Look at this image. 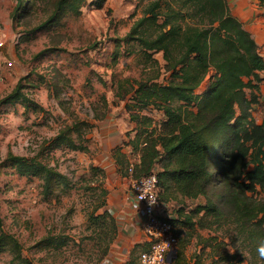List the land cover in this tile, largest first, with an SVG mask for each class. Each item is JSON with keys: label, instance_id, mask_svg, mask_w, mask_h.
I'll return each mask as SVG.
<instances>
[{"label": "trees", "instance_id": "trees-1", "mask_svg": "<svg viewBox=\"0 0 264 264\" xmlns=\"http://www.w3.org/2000/svg\"><path fill=\"white\" fill-rule=\"evenodd\" d=\"M107 1L96 0L93 4L101 9ZM88 2L18 0L12 14L14 30H23L26 34L41 31L67 16H80ZM41 4H48L49 9L44 12ZM42 13L45 19H40ZM114 42V64L118 56L139 54L146 67L155 73L147 81L120 80L115 97L124 101L130 96L125 109L136 128L134 138L129 137L125 146L132 150L130 157L138 160L133 177L140 179L156 173L160 202L181 206L178 218L170 221L178 238V248L181 250L187 242L181 238L183 229L216 232L223 226H232L235 232L231 236L232 246L239 240L250 256V264H264L261 254L264 197L258 196L264 192V124L248 121L246 114L252 100L248 101L245 93L246 88H255L250 80L258 79V72L264 71V59L252 35L232 15L226 0H151L128 34ZM157 54L162 55L164 65L154 58ZM162 70L169 74L167 83L154 82L160 79ZM208 80V88L198 93ZM25 86L20 80L14 93L0 104L16 101ZM103 102L107 108L108 102ZM151 113L160 115L161 120H156ZM105 116L95 115V118L101 120ZM93 127L76 118L60 130L49 147H42L33 157L9 154L5 162L17 175L38 179L43 196L49 198L57 190L70 189L72 182L51 165L45 152L65 147L72 152L88 153L86 136ZM212 157L218 166L216 176ZM113 158L119 173L130 176L132 158L128 159L123 147L113 151ZM91 169L104 178L107 176L102 168ZM102 195L105 198L95 211L107 207L108 191L104 189ZM203 197L204 205L185 211L187 201ZM93 221L96 231L89 239L100 242L98 261L101 263L109 254L118 228L108 211ZM216 240L217 237H209L201 242L207 248ZM65 245L63 239L49 235L34 248L59 252ZM6 251L13 256L11 264H34L24 256L22 245L2 232L0 254ZM139 255L140 250H134L126 264H138ZM217 255L218 264L244 262L239 253Z\"/></svg>", "mask_w": 264, "mask_h": 264}, {"label": "rangeland", "instance_id": "rangeland-1", "mask_svg": "<svg viewBox=\"0 0 264 264\" xmlns=\"http://www.w3.org/2000/svg\"><path fill=\"white\" fill-rule=\"evenodd\" d=\"M95 1L89 0L80 16L70 15L58 24L26 34L23 30H14L12 23L18 0H0V43L3 44L0 46V102L14 93L20 80L26 85L16 101L0 104V234L4 232L17 240L24 256L34 264H102L104 260L98 261L100 242L89 238L94 237L96 231L93 218L103 215L106 208L99 211L95 208L105 198L104 189L108 191L107 201L126 186L130 189L126 176L107 174L104 178L91 168L101 169L100 165L109 156L102 148L106 142L102 132L107 118L113 109L118 119L123 118L121 111L130 101V96L124 101L115 97L118 82L147 81L155 74L139 54L118 56L117 63H113L114 40L128 34L151 0H108L101 9L93 4ZM48 7L41 4L44 12ZM39 17L45 19L46 15L42 13ZM154 58L164 65L161 54ZM161 73L160 79L154 82L167 83L169 74L163 70ZM208 86L209 80L198 93ZM246 93L251 95L249 89ZM104 100L109 104L107 108ZM260 105L258 100L251 102L252 111L246 114L248 121H255L253 112L257 110L256 117L262 123L264 105L262 109ZM237 111L240 115V110ZM102 114L106 116L96 120L95 115ZM151 115L161 120L160 115ZM76 118L94 126L86 136L89 152H72L65 147L45 152L51 165L72 182L70 189L57 190L46 198L38 179L17 175L5 160L9 154L33 157L42 147H49L60 130ZM212 165L216 176L218 166L214 157ZM258 196L264 197V192H259ZM205 203L203 197L184 205L190 211ZM234 234L232 226H223L216 232L183 229L181 238L187 242L184 248L173 253V264H218L217 253L223 252L239 253L244 260L242 264H250V256L241 242L235 240L232 246ZM49 235L66 241L65 247L59 252L34 248ZM209 237H217V240L205 248L201 241ZM12 258L8 251L3 252L0 264H11Z\"/></svg>", "mask_w": 264, "mask_h": 264}, {"label": "crops", "instance_id": "crops-1", "mask_svg": "<svg viewBox=\"0 0 264 264\" xmlns=\"http://www.w3.org/2000/svg\"><path fill=\"white\" fill-rule=\"evenodd\" d=\"M226 1L232 15L239 19L243 24L244 29L252 35L258 46V51L264 59V0ZM246 82H248V80H246ZM250 83L255 88L245 89V93L247 89H249V92L251 93L250 96L246 93V96L248 95V101L252 100V102H255V100H258L261 105H264V71L258 72V79L252 78ZM251 96L252 99L250 98ZM261 105L259 108H261ZM249 111H252V109ZM256 111L257 110L253 112L254 120L256 121L254 122L257 125H262L264 123V119L262 120V123H259L258 118L256 117ZM121 113L123 114L122 117L124 119H118V113H116L113 109L110 115L112 118L109 119L110 116L107 118V126L102 132V136L105 137V141L107 142L103 143L102 148L105 153L108 151L107 153L109 156L106 158L103 165H100V167L105 170L108 176L120 174L118 166L113 158V151L117 147H123V152L128 156V159L132 158V161L134 160L133 157H130L132 153L131 148L125 145L129 143V137L134 138V129L136 128V125L130 121V117L126 109H122ZM120 139L125 140L124 142L122 141L123 143H120ZM127 179L131 184L130 176H128ZM178 208H181V206L177 205L175 202L169 204L162 203L161 213L163 218L169 222L177 219L179 215L177 213L178 210L176 209ZM188 210L189 208L185 209L187 213L189 212ZM106 211H108L116 220L118 230L117 235L110 246L109 254L106 259H104L102 264H126L130 261L131 254L134 250L139 249L141 253L142 251L149 249V241L143 229L144 217L138 209V206L132 197L131 191L127 186L121 191V193L117 192L110 196V201H107ZM175 252H178V245L173 247L168 252L167 263L172 262L171 264H173L172 255Z\"/></svg>", "mask_w": 264, "mask_h": 264}, {"label": "built area", "instance_id": "built-area-1", "mask_svg": "<svg viewBox=\"0 0 264 264\" xmlns=\"http://www.w3.org/2000/svg\"><path fill=\"white\" fill-rule=\"evenodd\" d=\"M0 46H3L0 43ZM138 160L131 161L130 191L144 222L143 229L149 241V249L139 255L140 264H166L168 252L178 244L173 225L163 218L159 198V180L156 173L135 179L134 169Z\"/></svg>", "mask_w": 264, "mask_h": 264}, {"label": "clouds", "instance_id": "clouds-1", "mask_svg": "<svg viewBox=\"0 0 264 264\" xmlns=\"http://www.w3.org/2000/svg\"><path fill=\"white\" fill-rule=\"evenodd\" d=\"M261 254L264 255V248L261 249Z\"/></svg>", "mask_w": 264, "mask_h": 264}]
</instances>
